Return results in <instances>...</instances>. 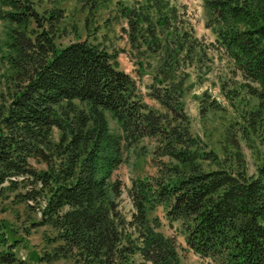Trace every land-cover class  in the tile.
<instances>
[{
    "label": "trees",
    "instance_id": "1",
    "mask_svg": "<svg viewBox=\"0 0 264 264\" xmlns=\"http://www.w3.org/2000/svg\"><path fill=\"white\" fill-rule=\"evenodd\" d=\"M37 2L0 0V21L8 26L0 47V193L23 190L20 202L37 204L39 225L54 229L60 243L55 257L74 264H178L176 239L159 232L157 219L149 217L163 205L167 223L179 225L186 249L201 260L264 264V157L248 174L235 136H226L223 159L206 152L190 133L181 90L160 77L178 63L179 51L194 50L201 58L197 40L185 32L159 39L156 25L166 22L122 10L131 48L145 47L159 60L148 96L166 107L163 116L144 103L135 80L102 45L88 39L59 44L62 10L40 12ZM205 3L220 24L219 47L258 100L249 116L262 120L264 0ZM136 65L143 69V62ZM144 138L157 142L154 157L168 161L157 166L156 177L131 182L134 211L127 221L118 209L123 184L113 175L127 149ZM13 238L0 219V264H15Z\"/></svg>",
    "mask_w": 264,
    "mask_h": 264
},
{
    "label": "rangeland",
    "instance_id": "2",
    "mask_svg": "<svg viewBox=\"0 0 264 264\" xmlns=\"http://www.w3.org/2000/svg\"><path fill=\"white\" fill-rule=\"evenodd\" d=\"M37 4L40 12L53 8L62 10L59 44L88 39L102 45L116 56L118 68L135 80L144 103L163 116L169 114L166 107L148 96L157 84L154 77L158 74L154 66L159 60L145 47L138 51L131 48L128 18L123 16L122 10L127 8L140 12L152 23L158 19L166 22L162 26L156 25L159 39H164L165 35L179 39L183 32L196 39L197 45L204 49L202 57L199 58L194 50L191 53L179 51L176 56L178 63L169 74L160 77H167L169 84H175L181 90L182 107L189 119L190 133L200 140L203 149L214 151L223 159V150L229 148L226 136H235L246 172H255L264 157V115L262 120L257 114L250 118L258 100L248 92L247 82L234 67L228 53L219 47L216 30L220 24L211 15L205 0H41ZM238 27L243 29L242 25ZM7 29V24L0 21V47L6 40ZM184 40L183 46L187 43ZM138 62H143V69L136 65ZM3 72L5 66L0 58V80H3ZM109 125L113 131L120 133L117 123L111 118ZM156 145V141L144 138L128 148L124 162L114 172L113 179H119L123 184L118 209L127 221L134 211L127 194L131 182L156 177L157 166L168 161L167 158L153 156ZM229 152L226 151V154ZM229 156L232 158V155ZM203 166L211 169L208 162ZM19 192L24 193L23 190L0 193V219L12 229L15 247L10 252L15 256V264H74L70 258L55 257L54 252L60 245L55 240V230L48 225H39L37 204L20 202ZM164 213V206L157 205L149 217L157 219L159 232L176 239L178 264H210L186 249L181 228L177 223L168 224Z\"/></svg>",
    "mask_w": 264,
    "mask_h": 264
}]
</instances>
